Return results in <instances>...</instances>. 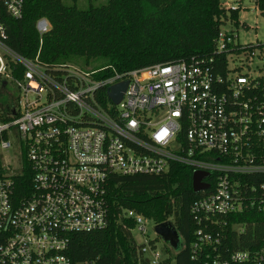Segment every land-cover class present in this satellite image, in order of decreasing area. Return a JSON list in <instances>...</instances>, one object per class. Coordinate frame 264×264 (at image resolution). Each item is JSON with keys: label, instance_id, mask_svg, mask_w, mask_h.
Segmentation results:
<instances>
[{"label": "built area", "instance_id": "built-area-1", "mask_svg": "<svg viewBox=\"0 0 264 264\" xmlns=\"http://www.w3.org/2000/svg\"><path fill=\"white\" fill-rule=\"evenodd\" d=\"M23 9L24 0H0V93L13 90L0 103V264H71L69 236L109 226L112 175L158 176L171 165L208 174L209 188L190 207L198 226L191 259L264 264V247L228 259L218 250L223 217L264 213V42L238 45L236 54L227 49L233 36L220 31L223 73L213 58L197 57L100 78L106 68L51 66L39 53L13 51L5 20L21 19ZM34 25L40 38L51 28L45 18ZM125 81L115 104L108 90ZM25 174L30 192L18 198ZM122 214L145 238L135 241L139 261L162 264L148 219Z\"/></svg>", "mask_w": 264, "mask_h": 264}, {"label": "trees", "instance_id": "trees-1", "mask_svg": "<svg viewBox=\"0 0 264 264\" xmlns=\"http://www.w3.org/2000/svg\"><path fill=\"white\" fill-rule=\"evenodd\" d=\"M72 1L67 5L63 0H24L22 18L5 20L7 45L25 58L34 59L39 53V60L51 66L73 63L82 69L90 64L92 70L106 68L98 74L100 78L197 57L213 58L223 73L226 54L215 53L221 26L229 21L236 29L248 30L239 21L240 7L226 9L222 0H107L105 5L86 10L78 9ZM258 4L264 10V0H258ZM40 18L51 25L42 38L34 25ZM237 47L227 45L229 51L239 54ZM192 173V169L171 165L158 176L112 175L106 187L109 226L102 231L71 234L66 252L71 264H148L146 258L139 261L132 236L135 224L123 217L126 210L155 225L172 222L181 247L174 251L165 243L167 257L162 264H204L202 258L191 259L198 226L190 207L202 196L193 193ZM17 181V197H26L30 174ZM221 220L226 226L220 233L218 250L228 259L233 252V226H262L264 213L253 210ZM159 240L157 236L155 242ZM255 242L246 250L260 251L264 236Z\"/></svg>", "mask_w": 264, "mask_h": 264}, {"label": "rangeland", "instance_id": "rangeland-1", "mask_svg": "<svg viewBox=\"0 0 264 264\" xmlns=\"http://www.w3.org/2000/svg\"><path fill=\"white\" fill-rule=\"evenodd\" d=\"M67 5L73 3L72 0H63ZM76 7L80 10H86L89 6L100 7L105 5L107 0H75ZM222 4L225 8L237 9L240 7L238 18L240 23H244L248 30L241 27L236 29L229 21H226L221 26L222 33H230L233 36L235 45L246 46L258 42H264V17L256 10L254 0H222ZM73 64V63H72ZM76 65V64H73ZM92 64L85 67L88 70H92ZM78 66V65H76ZM80 67V66H79ZM1 88V85H0ZM13 91L10 86L2 88L0 93V103L6 101L7 92ZM146 234L147 239H153L156 237L154 233V223L150 220H146ZM132 236L138 244H142L145 240L139 232L135 229L132 231ZM264 236V225L257 224L247 225H235L232 228V248L233 252L246 251L245 247L250 244L256 243L257 237ZM255 239V240H254ZM158 252L163 255L165 253V243L162 240L158 241ZM166 255V254H165Z\"/></svg>", "mask_w": 264, "mask_h": 264}, {"label": "water", "instance_id": "water-1", "mask_svg": "<svg viewBox=\"0 0 264 264\" xmlns=\"http://www.w3.org/2000/svg\"><path fill=\"white\" fill-rule=\"evenodd\" d=\"M126 86L127 82L125 81L112 86L108 90V97L113 103L117 104L120 102ZM207 176L208 174L205 172L193 171L192 189L194 194H199L209 188V185L203 182ZM153 230L155 235L158 236L164 243H167L171 249L174 251H178L180 249V236L171 221L157 224L154 226Z\"/></svg>", "mask_w": 264, "mask_h": 264}]
</instances>
